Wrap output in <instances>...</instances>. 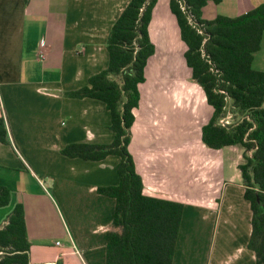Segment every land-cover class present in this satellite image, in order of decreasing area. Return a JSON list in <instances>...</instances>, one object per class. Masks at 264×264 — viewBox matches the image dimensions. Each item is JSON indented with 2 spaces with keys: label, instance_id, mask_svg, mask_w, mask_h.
<instances>
[{
  "label": "crops",
  "instance_id": "1",
  "mask_svg": "<svg viewBox=\"0 0 264 264\" xmlns=\"http://www.w3.org/2000/svg\"><path fill=\"white\" fill-rule=\"evenodd\" d=\"M129 1L0 0V116L6 119L12 141L0 142V168L11 176L7 180L0 173V185L11 191L9 204L0 207V226L16 204L23 205L33 263L106 264L116 200L98 188L118 185L120 158L85 160L61 151L71 143L113 142L111 113L100 100L66 93L84 87L108 66L107 38ZM166 4L163 12L167 10L177 22L170 0ZM260 4L264 0H223L215 11L234 17ZM221 5L226 8L219 9ZM156 7L152 26L157 22ZM158 32L165 43L168 29ZM43 39L45 58L41 59ZM263 47L264 35L257 51L264 63ZM163 51L157 45L146 67L149 81L156 82L154 88L149 84L146 92L141 88L144 83L140 85L142 98L135 110L130 153L146 194L185 205L172 264H256L255 253L248 248L252 208L244 197L239 168L244 148H210L201 134L200 145L185 138L178 151L176 139H170V146L164 144L167 133L156 139L155 126L147 123L144 131L138 129L140 112L151 116V108L168 115V120L187 121L193 115L190 105L186 113L180 90L169 97L157 91L154 62L159 57L161 61ZM255 69L264 71L260 66ZM177 99H181L178 105Z\"/></svg>",
  "mask_w": 264,
  "mask_h": 264
},
{
  "label": "trees",
  "instance_id": "2",
  "mask_svg": "<svg viewBox=\"0 0 264 264\" xmlns=\"http://www.w3.org/2000/svg\"><path fill=\"white\" fill-rule=\"evenodd\" d=\"M158 1L130 0L110 29L108 66L84 87L66 93L100 100L111 113L113 142L71 143L61 151L85 160L120 158L118 185L98 188L116 200L106 264H172L185 208L182 202L146 194L130 153L140 85L156 53L149 26ZM210 1L223 0H170V10L187 46L184 55L192 78L213 108L202 128L204 144L214 149L240 145L245 150L239 168L244 197L252 208L248 248L255 253L256 264H264V71L253 67L264 35V4L234 17L219 13L207 21L201 18L202 9ZM0 142L12 144L4 116H0ZM10 198V189L0 185V207L7 206ZM26 223L24 207L18 203L0 226V264H36L30 260Z\"/></svg>",
  "mask_w": 264,
  "mask_h": 264
},
{
  "label": "rangeland",
  "instance_id": "3",
  "mask_svg": "<svg viewBox=\"0 0 264 264\" xmlns=\"http://www.w3.org/2000/svg\"><path fill=\"white\" fill-rule=\"evenodd\" d=\"M167 0H160L159 7L157 8V15L155 17L156 23L155 25H151L153 27V39L155 38L156 42V52H157V45L160 46V49L163 48L165 51H163V54L161 55V61L160 57L157 61L154 62L156 67V74L158 80V87L160 90H157L161 96H168L169 94H172L173 92H178L180 90V97L182 96L183 101L181 102V99H177L175 104L178 105L179 102L182 104H185V107L187 105H190V110L192 111L193 115L189 117V120L186 121L184 119L183 121L176 119V120H168V115L161 114L158 112L157 109L152 110L150 103H147V105L151 108V116L145 117L144 113L142 111L140 112L139 116V126L138 129L140 131L145 130V125L155 126L154 131L157 133L156 139L158 136L162 135L164 136L167 133V137L165 138L164 144L169 145L170 139L174 142V139H176L178 143V151H181L184 148L185 138L189 139V142H198L197 145L200 143V137L202 134V128L203 125L206 124L208 119L211 117L212 114V108L207 104L204 90L201 88L200 85L194 82L192 78V72L191 69L186 64V59L184 52L186 50L185 42L182 40L179 28L177 22L171 18L168 17L165 10L167 7ZM216 4L214 2H211L209 6L204 8L202 10V16L201 18L207 21H211L217 17V15L220 13V11H215ZM226 8V6H220L221 8ZM165 14V15H164ZM167 16V17H166ZM155 22V20H154ZM163 24H167L162 26ZM168 23L170 25H168ZM160 24V27H156V25ZM162 29H168V32L170 33L168 40H164L165 43L162 41V32H158ZM173 29V32L170 29ZM158 29V30H157ZM157 35L160 37L158 38ZM154 40V41H155ZM161 43H164L161 46ZM264 48V47H263ZM156 54V53H155ZM263 68L264 63L262 59V55L257 52L255 54V62L253 64V67H259ZM149 77L145 80L144 84L141 86L142 91L148 92L149 90V84L150 87L154 88L155 81H149ZM185 85V87H183ZM154 91V90H153ZM146 105V104H144ZM157 110V113H156ZM186 113H189L186 107ZM183 115V114H182ZM165 119L163 124H159V119ZM148 123V124H147ZM200 145V144H199ZM0 173L4 176H1L2 178H8L10 179V174L6 171L0 168ZM7 176V177H6ZM10 176V177H9ZM12 179L14 177L12 176ZM58 240H63V238H59Z\"/></svg>",
  "mask_w": 264,
  "mask_h": 264
},
{
  "label": "built area",
  "instance_id": "4",
  "mask_svg": "<svg viewBox=\"0 0 264 264\" xmlns=\"http://www.w3.org/2000/svg\"><path fill=\"white\" fill-rule=\"evenodd\" d=\"M46 39H43V40H40V57L41 59L45 58V45H46V42H45Z\"/></svg>",
  "mask_w": 264,
  "mask_h": 264
}]
</instances>
